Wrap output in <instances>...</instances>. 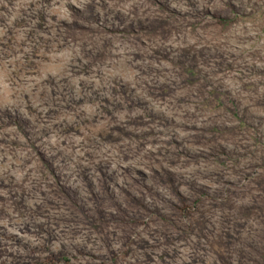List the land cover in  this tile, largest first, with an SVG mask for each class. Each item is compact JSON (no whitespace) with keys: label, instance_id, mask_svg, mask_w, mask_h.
Segmentation results:
<instances>
[{"label":"rangeland","instance_id":"374dc122","mask_svg":"<svg viewBox=\"0 0 264 264\" xmlns=\"http://www.w3.org/2000/svg\"><path fill=\"white\" fill-rule=\"evenodd\" d=\"M0 264H264V0H0Z\"/></svg>","mask_w":264,"mask_h":264}]
</instances>
